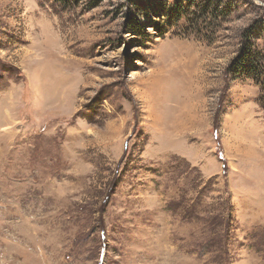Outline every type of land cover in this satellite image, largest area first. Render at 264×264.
Wrapping results in <instances>:
<instances>
[{
    "label": "rangeland",
    "instance_id": "1",
    "mask_svg": "<svg viewBox=\"0 0 264 264\" xmlns=\"http://www.w3.org/2000/svg\"><path fill=\"white\" fill-rule=\"evenodd\" d=\"M264 0H0V264H264Z\"/></svg>",
    "mask_w": 264,
    "mask_h": 264
},
{
    "label": "trees",
    "instance_id": "2",
    "mask_svg": "<svg viewBox=\"0 0 264 264\" xmlns=\"http://www.w3.org/2000/svg\"><path fill=\"white\" fill-rule=\"evenodd\" d=\"M230 68L234 72L253 74L254 81L261 86L259 100L264 105V70L251 58L250 54L247 52L242 55V58L237 57V60L234 61Z\"/></svg>",
    "mask_w": 264,
    "mask_h": 264
}]
</instances>
